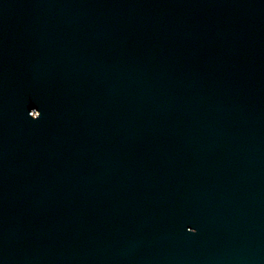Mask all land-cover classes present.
I'll return each instance as SVG.
<instances>
[{
  "label": "water",
  "instance_id": "water-1",
  "mask_svg": "<svg viewBox=\"0 0 264 264\" xmlns=\"http://www.w3.org/2000/svg\"><path fill=\"white\" fill-rule=\"evenodd\" d=\"M92 264H264V170L186 205Z\"/></svg>",
  "mask_w": 264,
  "mask_h": 264
}]
</instances>
